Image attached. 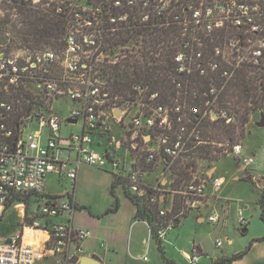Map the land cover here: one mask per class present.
Here are the masks:
<instances>
[{"label":"built area","instance_id":"built-area-1","mask_svg":"<svg viewBox=\"0 0 264 264\" xmlns=\"http://www.w3.org/2000/svg\"><path fill=\"white\" fill-rule=\"evenodd\" d=\"M28 11L62 24L58 49L31 47L23 35L12 49V26L22 29V14ZM0 13V38L7 43L0 45V216L17 196H47L32 212L24 204L28 215L18 232L8 244L0 242V264H76L81 244L92 235L72 224L82 165L111 167L113 194L119 189L133 205L134 221L147 227V246L153 239L162 242L188 211L207 210L209 198L221 199L223 179L214 174L190 171L191 179L177 189L172 181L161 187L147 179L154 168L170 174L175 163L194 160L196 165L202 148L215 144L203 138L205 125L217 119L235 122L217 105L229 80L264 67V0H0ZM168 48L171 96L164 99L140 83L125 96L112 95L115 85L102 72L127 59L141 60L143 53L155 61ZM63 110L65 116L59 114ZM109 119L122 130L117 138L107 134ZM74 125L80 133L72 132ZM101 133L108 143L97 151L93 135ZM219 145L243 169L253 164L239 144ZM50 174L70 180L69 201L45 194ZM135 197H146L155 209L152 225L135 218L130 200ZM224 201L220 212L205 217L210 224L219 227L225 221ZM242 212L240 207L239 228L246 225ZM222 244L219 238L215 246ZM184 256L197 264L195 252Z\"/></svg>","mask_w":264,"mask_h":264},{"label":"rangeland","instance_id":"rangeland-1","mask_svg":"<svg viewBox=\"0 0 264 264\" xmlns=\"http://www.w3.org/2000/svg\"><path fill=\"white\" fill-rule=\"evenodd\" d=\"M0 13V18H1ZM9 27L6 26V29ZM22 28V27H20ZM10 32L12 49L17 48V44L21 38V29L18 30V26L12 27ZM221 43V41L219 42ZM262 85L264 86V79ZM264 88V87H263ZM262 93L260 90L251 89L249 93L245 92V89L239 85L237 77L232 78L227 83L226 87L221 93L220 102L217 105L218 108H226L229 112L235 115L236 119L232 126H227L222 121L218 120L215 126L212 123L205 125L204 136H207L209 140L215 144H212L208 148H204V152L196 160V173L211 175L216 167V175L223 179L222 191L220 195L224 198L229 196L230 205L233 203L232 208H230L228 225L226 231H220L217 226L210 224L208 221L204 223H198L196 217L204 215L208 217L214 212H220L221 202L217 203V207L211 206L207 210L203 211H188L185 218L181 219L178 226H175L177 231L180 233V242L182 244H187L191 239L196 242L201 241L205 251L209 254L217 253L220 249L225 248L227 250H241L244 249L248 244L250 239H256L264 233V227L260 221L259 208L256 206L258 190L256 186L252 185L247 180V173H253V166L258 165L262 168L261 173H264V126L257 127L256 124L261 121L262 116L264 117V100L261 99ZM253 97L251 101L250 98ZM258 98V99H257ZM248 114L247 122L243 124L242 119ZM61 116H65V110L59 111ZM119 119V118H117ZM107 124L110 126L108 136H114L117 138L118 133H122L119 129V124L114 119L107 120ZM216 127H225L230 132V134L223 135L220 138L214 137V132ZM35 128L32 126V130ZM73 133H80L81 129L79 125H74L71 128ZM66 133V127L63 126L61 134ZM106 134L101 133V136L93 135L95 142V149L97 151H102L104 145H107L108 140L105 138ZM205 139V138H204ZM229 140H232V144H239L242 147V153L244 157H253L258 155V160L254 161L250 167L246 169L239 170L241 164L232 156H227L222 153V147L219 144H226ZM216 151V153H214ZM206 152L210 154L205 155ZM118 156L120 159L126 158L124 152H119ZM245 170V171H243ZM114 171L110 166L104 169H95L82 165L78 177L77 185L74 189V202L80 206L89 207L94 213L104 210L110 204H114L115 198L118 200H124V196L121 194L119 189H116V196H112L111 185L114 179ZM264 175V174H263ZM149 184L155 185L158 183L161 187H167L168 183L172 181L170 174L165 169L154 168L153 174H151L148 179ZM167 182V183H166ZM70 180L66 177H62L60 180L56 174H50L47 177L45 183V194H52L55 196H60V201H69L68 197L65 195L67 192H71L69 189ZM263 184H259V188H262ZM255 187V188H254ZM249 203V209L245 213V217L249 221V228L246 235H241L236 229L233 230V222L235 221V215L237 214V205L242 203L240 200ZM178 205V204H177ZM34 206L30 205L28 211H31ZM231 209L232 214H231ZM25 214V205L23 202H14L8 209L4 210L0 216V241L13 236L18 230L19 225L22 221L23 215ZM28 215V214H25ZM173 227V228H175ZM228 234L230 239L233 238V244H229L225 239V235ZM236 234V235H234ZM221 239L223 246L216 250L215 243L217 239ZM179 247H183L180 245ZM207 259V258H203ZM44 262V261H42ZM41 263V262H40ZM39 263V264H40Z\"/></svg>","mask_w":264,"mask_h":264},{"label":"crops","instance_id":"crops-1","mask_svg":"<svg viewBox=\"0 0 264 264\" xmlns=\"http://www.w3.org/2000/svg\"><path fill=\"white\" fill-rule=\"evenodd\" d=\"M259 154L257 153L256 156H253L254 161L258 160ZM242 169V166H240L239 170ZM252 169L253 173H247V180L252 185L256 186L258 190V203H256V206L259 208V214H261L259 198L264 186L262 188H259L258 186L259 184L264 183V173H261L262 168L258 167V165L253 166ZM213 170L214 171H212L211 174L216 175V167H214ZM48 195L55 196L52 194ZM111 195L115 196L113 193ZM219 196L221 199L218 200H212L209 198L208 203L211 204V206L217 207V203H219L220 200L227 199V216L223 224L218 227L220 231H226L228 228L227 225L230 208H232L233 203L230 205L229 196H225L224 198L220 193ZM72 201L74 202V195L72 196ZM113 201L114 204L108 205L106 209L97 213H94L89 207L86 209V207L80 206L74 202L78 209L73 215V226L87 229L92 234L88 240L81 244L82 252L79 255L76 264H78L80 259L84 256L96 260L99 264H189L184 255L191 254L192 252H195L198 255L197 264H264V233L256 239H250L247 243L248 245L244 249L237 251L227 250L225 248L222 249V244L220 247L221 249L216 247V250L220 249L219 252L209 254L205 251L202 240L196 242L191 239L187 244H182L180 242V233L174 231L176 229L175 226H178L179 221L177 225L173 226L175 228H172L166 234V237L162 242L153 239L147 246V227L141 222L134 221V207L131 202L126 198H124V200H118V196ZM240 201L242 203L238 204L236 208L237 210L240 207L243 209L242 217L246 220V225L244 228H239V217L238 214H236L232 227L233 230L236 229L239 234L246 235L249 228V221L245 217V213L250 206L249 203L242 200ZM211 206L209 205V207ZM232 211L233 210L231 209V214ZM196 221L198 223H204L206 220L204 215H201L200 217H196ZM262 224L264 227L263 222ZM242 230H245V232L242 233ZM225 239L229 244H233L234 242V239H230L228 234L225 235ZM180 245L183 247H179ZM145 255H147V260L143 259ZM40 264H52V262L46 260Z\"/></svg>","mask_w":264,"mask_h":264},{"label":"trees","instance_id":"trees-1","mask_svg":"<svg viewBox=\"0 0 264 264\" xmlns=\"http://www.w3.org/2000/svg\"><path fill=\"white\" fill-rule=\"evenodd\" d=\"M13 28L15 25L12 26ZM63 26L60 22L55 21L44 15L35 14L33 12H25L22 14V40L24 44L33 45L31 47H50L52 49H58V40L62 34ZM158 45L161 43V40H157ZM7 44L4 38H0V45ZM168 47V46H167ZM172 52L169 48L165 51V53H160L156 60L150 58L146 54L141 55V60L132 58L124 60L123 63L109 71L102 72V75L113 85L111 88L112 95H120L125 96L130 92V86L133 83H140L143 85H148L149 91H158L162 97L165 99L173 94V89L170 84V80L168 78V71L172 65L171 56ZM151 62V67L148 63ZM156 62V65L153 63ZM250 72L242 71L238 74L237 79L239 81L240 87L245 89L246 93H249L251 89L260 90L262 93L264 92V86L262 85L264 79V67L259 71L252 72L253 74H249ZM202 81L207 83V78H203ZM202 90V89H199ZM251 101L253 97L250 98ZM258 99V98H257ZM261 99L264 100V94ZM220 102V100H219ZM226 109V108H225ZM228 110V109H227ZM230 114L236 119L235 115L230 112ZM248 114L246 113L245 117L242 119L243 124L247 122ZM220 120L224 123L223 119H217L212 122V126H215V123ZM210 124V123H208ZM207 124V125H208ZM225 124V123H224ZM232 126V125H227ZM204 134V133H203ZM230 134V132L225 129V127H216L214 132L215 138H220L223 135ZM205 140L211 142L207 136H204ZM232 140H229L228 143H231ZM213 143V142H212ZM204 148V147H203ZM202 148L201 152H204ZM210 154V152H206L205 155ZM201 154H199L200 156ZM198 156V157H199ZM195 161H186L182 164L175 163L170 168V176L172 178V187L177 189L182 183H186L191 179L190 171L195 172ZM115 182L112 181L111 192L113 193V189ZM47 196H38L37 194H27L25 196H17L15 200L5 207V210L8 209L14 202H23L26 207L29 209L30 205L34 206L31 209V212L38 207V203L41 198H45ZM53 197V196H52ZM49 198V197H48ZM177 196H175L176 202ZM130 200L136 206L135 218L139 221H147L150 225L153 224L156 220L155 209L149 207L146 204V197H135L130 198ZM259 205L261 208L260 219L264 223V189L259 198ZM176 207H174V210ZM186 217V216H184ZM264 239V236H263Z\"/></svg>","mask_w":264,"mask_h":264},{"label":"water","instance_id":"water-1","mask_svg":"<svg viewBox=\"0 0 264 264\" xmlns=\"http://www.w3.org/2000/svg\"><path fill=\"white\" fill-rule=\"evenodd\" d=\"M120 112L117 110L114 112L115 118L119 117ZM68 122L75 123V120H69ZM257 127H263L264 126V117L262 116L261 121L256 124ZM178 222H174V225H177ZM245 230H242V233H244ZM9 243V239L5 241V244ZM78 264H99L96 260L89 258V257H82Z\"/></svg>","mask_w":264,"mask_h":264},{"label":"bare ground","instance_id":"bare-ground-1","mask_svg":"<svg viewBox=\"0 0 264 264\" xmlns=\"http://www.w3.org/2000/svg\"><path fill=\"white\" fill-rule=\"evenodd\" d=\"M36 234H39L40 232H35ZM41 236H42V233H41Z\"/></svg>","mask_w":264,"mask_h":264}]
</instances>
